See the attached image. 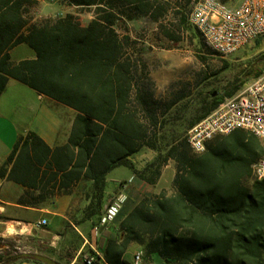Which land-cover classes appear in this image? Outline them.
<instances>
[{
    "label": "trees",
    "instance_id": "16d2710c",
    "mask_svg": "<svg viewBox=\"0 0 264 264\" xmlns=\"http://www.w3.org/2000/svg\"><path fill=\"white\" fill-rule=\"evenodd\" d=\"M42 1L0 0V96L15 79L70 107L75 116L61 146L50 147L34 131L19 137L0 174L23 185L39 184L38 198L53 195L49 186L57 184L61 194L76 192L84 205L75 222L93 226L107 205L109 172L125 166L154 184L161 165L173 160L174 190L143 195L128 211L123 207L115 219L119 238L109 241L105 260L133 264L122 254L136 244L143 250L141 264H153L154 255L168 264H264V180L253 173L264 150L261 140L238 129L217 135L202 153L192 151L186 135L173 134L169 140L166 117L186 95L163 99L138 40L117 28L138 18L162 28V20L172 14L169 24L181 30L189 22L193 0H65L92 11L86 24L73 13L35 18L33 11ZM163 33L177 39L166 29ZM22 43L36 57L13 62L10 52ZM239 90L236 86L227 95ZM225 99H206V110L190 127ZM163 142L165 154L139 169L133 156L145 147L159 149ZM72 234L69 255L79 249V238ZM5 239L0 236V264L40 262L9 251ZM90 255L95 256L92 264H99L93 251Z\"/></svg>",
    "mask_w": 264,
    "mask_h": 264
},
{
    "label": "rangeland",
    "instance_id": "374dc122",
    "mask_svg": "<svg viewBox=\"0 0 264 264\" xmlns=\"http://www.w3.org/2000/svg\"><path fill=\"white\" fill-rule=\"evenodd\" d=\"M33 12L35 18L73 13L83 24L88 23L93 17L90 9L69 5L65 0H44ZM172 20H174L172 14L162 20V28L148 18L125 20L117 26L121 34L128 33L138 40V48L152 67L158 94H161L165 100L170 94L172 96H178L181 93L186 95L166 117L168 120L166 136L169 140L173 134L187 136L190 121L206 110L207 105L204 103L206 99L219 95L229 98L227 92L236 86L241 89L258 72L264 70V38L249 42L234 54L221 56L206 43L202 34L188 21L183 29L178 30L169 24ZM163 28L177 36V39H168L163 33ZM13 82H16V85H12L2 99L3 109L7 111L11 108L14 111V106L27 103L32 106V115L18 109L15 112L12 111L11 117L0 116V126H2L0 137L10 143L13 141L12 148L14 147L17 138L13 136V132L11 134L9 126L7 127V124L11 122L17 124L19 131L23 134L29 130L38 131L50 127L61 139V144L66 142L75 111L61 103L41 99L29 86L18 81ZM166 148L165 142L156 150L145 147L133 156V160L139 169H144L160 154H165ZM160 170L161 175L154 184L141 180L144 195L158 194L164 189L168 192L174 190L175 162L169 160L161 165ZM151 171L152 168L146 170V174L149 175ZM130 173V169L123 166L112 170L108 175V188L110 190L115 188L116 182L112 179L122 181L127 179ZM112 197V195L108 196L106 204ZM32 232L39 234V231ZM40 233L47 234L46 231H40ZM2 243L13 253L36 252L29 246L25 235L7 237Z\"/></svg>",
    "mask_w": 264,
    "mask_h": 264
},
{
    "label": "crops",
    "instance_id": "0c3cea01",
    "mask_svg": "<svg viewBox=\"0 0 264 264\" xmlns=\"http://www.w3.org/2000/svg\"><path fill=\"white\" fill-rule=\"evenodd\" d=\"M10 56L13 62H19L24 59H34L36 57V53L29 45L22 43L15 46L11 50ZM13 81L17 80L10 79L5 91L0 96V116L6 115L11 117L12 113L18 109H20L21 112L24 111L31 113L32 106L27 103L24 105L21 104L20 106H14V111L11 108L7 111L3 109L4 104L2 103V99L9 91L10 87L12 85H16V82ZM38 97L59 103L47 96L38 94ZM14 125L15 124L9 122L7 127L9 126L11 134L13 132V136L17 138V141L19 137L26 136L29 131H34L29 130L26 134H23L19 131L18 125ZM0 128H2V126H0ZM34 132H36L52 148L62 145L61 139L56 136L57 133L50 127ZM12 145L13 141L10 143L5 141L3 137H0V169L5 164L9 154L11 153L13 149ZM130 171L131 173L127 179L122 181L112 179L116 182L113 190L108 188V175L110 172L107 175V197L110 195L114 196L116 192L121 190V182L133 178V182L127 188L129 199L124 206V211H128L133 208L144 195V192L141 189V179H139L132 170ZM37 185H23L19 182L7 179L6 175L2 176L0 174V236L7 238L25 235L29 242V246L33 247L36 252L47 255L60 264H86L85 259L87 256H90L91 251L99 257V264H109L105 260L104 256L107 251L109 241L119 238V222L115 221L108 226H104L101 228L99 234H95L93 229L94 225L92 226L90 221L81 223L75 222V219H79L78 214H76L78 212V208L84 205L80 196L76 195V192L70 195L61 194V188H59V184H57L55 189H52V187L49 186L53 195H49L45 198H38V194L42 192V189L39 184ZM43 218L47 219V225L37 227V222ZM34 230L39 231V234H34V232H32ZM40 231H46L47 234L43 235ZM72 232H75L79 238V249L74 255H69L66 253V250L68 247V241H70L73 237ZM140 250H142L141 246L133 244L129 246L125 252H123L122 259L133 263L135 253ZM153 260V264H168L155 255L153 256ZM12 264L46 263L30 259L21 260Z\"/></svg>",
    "mask_w": 264,
    "mask_h": 264
},
{
    "label": "built area",
    "instance_id": "2783aa9c",
    "mask_svg": "<svg viewBox=\"0 0 264 264\" xmlns=\"http://www.w3.org/2000/svg\"><path fill=\"white\" fill-rule=\"evenodd\" d=\"M189 22L199 30L206 43L219 55L228 56L242 49L249 42L264 38V0H193ZM244 129L264 139V70L247 82L239 92L226 98L213 111L192 125L187 141L195 153H202L217 135ZM254 176L264 180V150L253 165ZM133 178L121 182L119 190L108 202L95 234L115 221L129 199L128 186ZM43 218L37 227L47 225ZM143 251L134 255V264H141ZM94 255L87 256L92 264Z\"/></svg>",
    "mask_w": 264,
    "mask_h": 264
},
{
    "label": "water",
    "instance_id": "95a60500",
    "mask_svg": "<svg viewBox=\"0 0 264 264\" xmlns=\"http://www.w3.org/2000/svg\"><path fill=\"white\" fill-rule=\"evenodd\" d=\"M24 256L33 258L46 264H60L53 258L38 252H24Z\"/></svg>",
    "mask_w": 264,
    "mask_h": 264
},
{
    "label": "bare ground",
    "instance_id": "6f19581e",
    "mask_svg": "<svg viewBox=\"0 0 264 264\" xmlns=\"http://www.w3.org/2000/svg\"><path fill=\"white\" fill-rule=\"evenodd\" d=\"M257 137L261 140V142L263 144V148H264V139L262 138V136H257Z\"/></svg>",
    "mask_w": 264,
    "mask_h": 264
}]
</instances>
